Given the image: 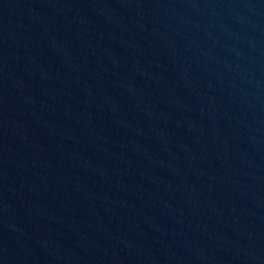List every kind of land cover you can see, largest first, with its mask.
I'll list each match as a JSON object with an SVG mask.
<instances>
[{
	"label": "water",
	"instance_id": "95a60500",
	"mask_svg": "<svg viewBox=\"0 0 264 264\" xmlns=\"http://www.w3.org/2000/svg\"><path fill=\"white\" fill-rule=\"evenodd\" d=\"M0 264H264V0H0Z\"/></svg>",
	"mask_w": 264,
	"mask_h": 264
}]
</instances>
